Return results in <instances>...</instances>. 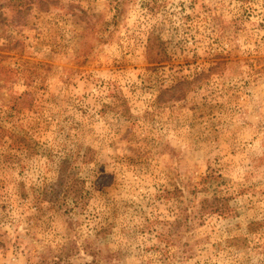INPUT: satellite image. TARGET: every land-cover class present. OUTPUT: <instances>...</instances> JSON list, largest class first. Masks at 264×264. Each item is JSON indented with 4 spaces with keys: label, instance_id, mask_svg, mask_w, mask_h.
Instances as JSON below:
<instances>
[{
    "label": "rangeland",
    "instance_id": "1",
    "mask_svg": "<svg viewBox=\"0 0 264 264\" xmlns=\"http://www.w3.org/2000/svg\"><path fill=\"white\" fill-rule=\"evenodd\" d=\"M0 264H264V0H0Z\"/></svg>",
    "mask_w": 264,
    "mask_h": 264
},
{
    "label": "trees",
    "instance_id": "2",
    "mask_svg": "<svg viewBox=\"0 0 264 264\" xmlns=\"http://www.w3.org/2000/svg\"><path fill=\"white\" fill-rule=\"evenodd\" d=\"M3 6V5H2ZM149 49H150V60L152 62H158V60H160L158 57L161 55L160 53H156L155 52V44L153 41L150 40V45H149ZM154 55V56H153Z\"/></svg>",
    "mask_w": 264,
    "mask_h": 264
}]
</instances>
